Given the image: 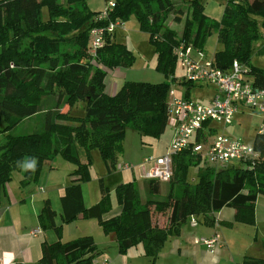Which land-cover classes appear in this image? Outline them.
<instances>
[{"label": "trees", "instance_id": "16d2710c", "mask_svg": "<svg viewBox=\"0 0 264 264\" xmlns=\"http://www.w3.org/2000/svg\"><path fill=\"white\" fill-rule=\"evenodd\" d=\"M111 1V12L98 19L101 11H90L85 0H0V193L12 173L21 171L16 162L25 156L37 157L38 169L43 161L55 156L75 166L69 173L70 183L59 198L61 224L56 226V215L48 200L37 216L39 228L56 235L54 242L41 244L38 264H93L98 254L91 237L60 241L62 226L75 222L79 216L96 219L104 234L113 235L120 254L142 244L145 256L155 263L165 244L180 235L189 218L213 227L214 214L230 208L235 211L233 222L222 226H254L256 200L264 196V133L255 132L250 143L258 154L257 160L205 167L191 147L206 146L222 133L221 125L209 122L195 132L190 148L173 157L172 178L167 182L164 201L150 198L161 194L162 182L144 180L145 201L140 200L133 182L120 183L113 192L119 213L104 219L112 205L100 178L99 201L89 208L84 206L81 184L89 178L90 152L97 150L109 171L122 152L127 128L140 136L159 139L170 118V86L166 82H123L113 94L105 92L107 71L129 68L135 57L124 42L116 39L115 30L104 35L102 46L95 56H90L89 32L93 28H106L116 20L123 25L130 18L135 19L155 49V70L173 82L177 63L173 49L184 43L201 52L204 39L215 33L221 47L211 59L213 66L227 72L236 61L247 67L246 79L253 86L264 88V68L251 63L253 44L264 40V0H227L220 22L210 21L202 14L199 0H188L179 38L166 22L170 13H182L172 0ZM174 21L180 23V16H174ZM62 45L70 46L72 53H60ZM257 51L264 54V45ZM183 84L187 86V99L188 89L194 85ZM54 92L59 93L57 100L63 95L67 111H55L49 118L43 103L45 96L56 95ZM75 107L80 112L73 113ZM43 112L41 132L10 134L14 127ZM78 148L85 154L84 163L79 160ZM190 168L196 170L193 182L187 179ZM38 169L34 174L24 173L28 181L36 178ZM27 180L22 184L29 183ZM151 207L157 213L169 210L164 228L152 224ZM237 264H264V259L244 257Z\"/></svg>", "mask_w": 264, "mask_h": 264}, {"label": "rangeland", "instance_id": "374dc122", "mask_svg": "<svg viewBox=\"0 0 264 264\" xmlns=\"http://www.w3.org/2000/svg\"><path fill=\"white\" fill-rule=\"evenodd\" d=\"M187 1L188 0H178L177 4L178 6H180V9L178 10H181L182 13L176 14L172 12L169 14V18L166 21L168 23V28L173 31L176 34V37L178 38L181 37L183 31V19L187 11ZM199 1L203 5V15H205L210 21H221L227 0ZM85 2L90 11L97 13L98 11L100 12L104 9L106 1L85 0ZM176 15L180 16V23H176L174 21V16ZM115 34L116 39L121 42H124L126 46L129 44L128 47L131 50L133 56L135 57V62L129 68H120L121 73L119 77L115 79L110 78V74L111 72H113V70L107 71V76L105 79L106 91H108L109 87L113 88L114 85H122L123 82H148L152 84L166 82L170 86L169 89H171L175 93V96H178V93L180 92H182V95L184 96L185 94H187L186 85L173 82L172 80H170V77L164 78L162 74L155 70V49L152 44L149 43L148 35L142 33L138 29V25L135 19L130 18L126 22V24L117 27L115 29ZM262 45H264V40H260L259 42L253 44L254 52L251 55L252 65L259 68H264V54L257 53V50ZM220 47L221 46L217 41L216 34L213 33L204 39L203 49L201 50L199 55L201 57H205V60L212 59L214 53L218 51ZM59 50L60 53H72V49L70 46L62 45L60 46ZM245 68L247 67L245 66ZM182 74V70L177 62L174 71L176 79H180L182 77ZM188 90V93H190L192 99H197L198 103L203 104L207 101L208 97L206 94V90H209V88L190 87ZM54 94L56 95L45 96V101L43 103L44 111H49V118L52 117V114L55 111L59 112V114H63V112L67 111V106L63 104V95H61V97H59V99L57 100L56 97H58L57 95H59V93L54 92ZM73 110V113H78V111L80 112V108L75 107ZM44 116L45 113L43 112L40 115L23 121L22 123L14 127L10 131V134L13 136H19L41 132L44 129ZM257 131L259 133H264V125H262V114L259 113L257 110L246 109L242 105H238V112L234 116L233 123L227 128L229 136L234 139H238L245 144H250L255 132ZM210 139L211 138L208 137V141ZM170 140L171 134L169 133V129L165 130L164 134L159 139H153L149 137L140 136L137 132L131 130L130 128H127L122 143V152L117 155V163L111 169H109V171L106 168L105 164L102 162L97 150H92L90 152V164L88 167L89 178L86 182L81 184L86 208H89L90 206H93L95 204V198H93L92 195L96 191H98V197L100 198V178H102L103 180V187L109 191L110 201L112 205V209L108 211L107 214L103 215L105 219L107 217H113L116 213H119V208L114 203L113 192L115 187L120 183L133 182L138 190L140 200L145 201L147 197L146 191L143 186L146 182L143 180V172H141L140 170L142 161L146 157H159L165 155L169 151L168 145L170 143ZM78 156L79 160L84 163L85 154L82 149L78 148ZM123 164L133 166L134 170H122L121 166ZM74 169V165L64 161L60 156H55L52 159L45 160L41 163L38 169V174L34 180L31 178V180L29 179L30 181H28L24 173H22L21 171H14L11 175V179L9 182H18L19 178L17 174H20L21 180L20 182H18V184L21 189H23V192L27 190L28 187H30L35 191V194L44 195V193H48V195L52 199L53 209L55 211H58L57 208L60 203L58 197L59 192L57 190L63 188V183H65V180H68L69 173H71ZM195 177V168H190L188 171L187 179L190 182H193ZM25 179L29 183L23 185L22 181ZM168 183H160L161 194L155 198H150H152L154 201H164L168 193ZM258 198H261L260 205L264 206V196ZM150 210L151 221L154 226L159 227V224L156 223L160 222L162 223V226L167 225V220L170 213L169 210H166L161 213L154 212L152 207L150 208ZM231 210L232 209L227 208L224 209V212H222L223 215L221 217H226L228 212ZM158 216H160L159 218H162V220H160L159 218H154ZM199 225L200 224L196 223V221L192 222V220H187V222H185L184 225L181 227V230L189 226L195 227ZM201 227L207 229L211 228L205 226ZM199 228L200 227H197L194 234L192 229H185L186 231L183 232V238L187 246L191 247L192 239L193 243H195V240L199 238H210L207 232H203ZM53 234L55 235L54 232ZM214 235H217L219 237V243L220 241H223L225 239L228 242V245L225 247L221 256V264H228L227 257L228 251L230 249V240H233L234 243L237 242V245L234 246V248L230 251V254L234 257V263H238L237 261L240 262L244 257H260V259H264L262 258L264 257V250H258L259 248L264 247V224H259L256 226L236 224L233 228L223 226L219 227L217 233ZM83 236L91 237L94 241L96 249H98L99 253L101 254L99 258H97L96 260L94 259V264L102 263L105 260H107L108 264H194V261L192 259H186L180 254L175 253L172 255V253L169 251L170 242H167L165 244V247L158 254L155 263H153L151 259L145 256L142 244L132 246L127 249L126 252L120 254L118 252L116 242H114L113 238L111 239V237L113 236L110 235L111 237H109V235L104 234L102 230L98 227L96 219H79L73 225H64L60 234V241L64 243ZM253 236L256 238L254 239ZM257 239L261 241H258ZM246 244H248L249 246L253 245L258 248L255 249L258 254H253V249L248 250V245ZM197 245L203 247L200 244ZM184 247L185 246H183V248ZM214 256L217 258L219 257L218 248L216 249V253Z\"/></svg>", "mask_w": 264, "mask_h": 264}, {"label": "built area", "instance_id": "2783aa9c", "mask_svg": "<svg viewBox=\"0 0 264 264\" xmlns=\"http://www.w3.org/2000/svg\"><path fill=\"white\" fill-rule=\"evenodd\" d=\"M104 9L98 19H104L114 7L113 1L105 2ZM122 23L115 21L106 28H93L89 32L88 54L95 56L97 49L103 44L105 34H112ZM181 70L182 81L193 85L207 84L216 89V95L208 104H199L187 99L177 98L172 90L168 92L170 124L172 128L168 152L159 157L143 159L140 170L143 180H155L167 183L172 178V159L185 149L190 148V139L196 131L201 130L205 123H216L222 126V133L217 135L210 144H197L191 147L194 154H199L205 167H222L230 162L257 160L258 154L250 144L230 137L227 128L233 123L238 105L246 109L257 110L264 114V88H257L246 79V69L233 61L229 71L216 69L211 59H196L193 48L180 43L173 49ZM261 133V132H260ZM122 170H134L128 164ZM195 220H192V222ZM193 224V223H192ZM191 224V225H192ZM194 225V224H193ZM39 233V231L33 234ZM196 244L202 245L209 253H215L219 247V237L199 238ZM101 264H108L103 261Z\"/></svg>", "mask_w": 264, "mask_h": 264}, {"label": "crops", "instance_id": "0c3cea01", "mask_svg": "<svg viewBox=\"0 0 264 264\" xmlns=\"http://www.w3.org/2000/svg\"><path fill=\"white\" fill-rule=\"evenodd\" d=\"M177 2L178 0H172V3L176 7H178ZM128 45H127V48L129 49ZM199 53L200 51L193 49L194 58L205 59V57H201ZM120 73H121L120 68L114 69L113 72H111L110 74V78L111 79L118 78ZM174 78L176 79L175 75H174ZM180 81H181L180 84L184 83L182 81V77L180 79H176V81L174 82L179 83ZM116 86L117 85H114L113 88L109 87L108 91H106V86H105V92L107 94H113ZM193 87L209 88V90H206L208 99L203 104H208L216 94V89L211 85L202 84V85H194ZM170 90L171 89H169V91ZM178 94L179 95L176 97L180 99H186L185 96L182 95V92ZM188 95L189 96L187 99L198 103L197 99L195 100L192 99V97L190 96V93H188ZM168 100H169V97H168ZM167 123H168L167 129H169V133H171L172 128L170 124V118ZM227 134L229 135L228 132ZM17 175L19 178L18 182H20L21 175L20 174H17ZM70 180L71 178H68V180H65V183H63V188L57 190L59 192L58 193L59 195L57 194L59 198L62 194L63 189L69 185ZM18 182L7 183L4 186L3 191L0 193V264H16V263L38 264V261L41 256V244L43 242L52 243L56 239L52 231H42L39 228L37 216L40 213L44 205V202L46 200L49 201V204L52 209H53L52 207L53 203L48 193H46L47 195L45 193L44 195H38V194H35V191L30 187H28V189L23 192V189H21ZM81 190H82V195H83V203H84V206L86 207L82 186H81ZM92 197L95 198V204H96V202H98V200L100 199L98 197V191H96L92 195ZM260 199L261 198H257L256 204H255V225L254 226L259 225V224H264V206L260 205V201H261ZM224 209L226 208H223L219 212L214 214V217H215L214 226L215 227L213 226L210 229H207V228L201 227L203 225H199L195 227L189 226L187 228H183L180 231V235L177 238L172 239L169 243L170 245L169 251L172 253V255L175 253L180 254L182 255V257L186 259H192L194 261V264H221V261H222L221 256L223 254L225 247L228 245V242L226 239L223 241H220L219 243V247H218L219 257L217 258L214 256L216 252L209 253L204 247H201L193 243V239L191 241V247L187 246L183 238V232L186 231L185 229H192L193 234H194L197 227H200L199 229L203 232H207L209 234L208 236L210 237L213 236L214 234L217 233V230L219 227H223L222 226L223 223L233 222L235 211L232 209L231 211L228 212L226 217H221L223 215L222 212H224L223 211ZM227 209H230V208H227ZM57 210L58 211L54 210L55 215H56L54 221H55L56 226H59L61 224L60 223V212H61L60 205H58ZM115 215H117V213ZM159 217L160 216L154 217V218H159ZM107 218H110V217H107ZM79 219H82L81 216H79L76 221H78ZM160 220H162V218ZM189 220H194V219L189 218ZM75 222L71 223L70 225H73ZM156 224H159V227H165L161 225L162 224L161 222L156 223ZM234 225L236 224H233L231 228H233ZM63 227L64 225L62 226V229ZM36 231H39V233L33 234ZM110 235L111 234H109V237H111ZM112 238L114 239V237H111V239ZM253 238L255 239L256 237L253 236ZM258 241H261V240H258ZM114 242H115V239H114ZM229 245H230V249L228 251L227 263L237 264V263H234L235 262L234 257L230 254V251L234 248V246L237 245V242L234 243L233 240H230ZM183 246L185 247L183 248ZM251 249H253V254L254 253L258 254V252L255 251V249H258V248H256L253 245L251 246L248 245V250H251ZM260 249L264 250V247H261L258 250ZM97 254L98 255H96L95 260L99 258L101 255L98 249H97ZM95 260L93 261V264L95 263ZM237 262L239 263V261ZM114 264H119V263H114Z\"/></svg>", "mask_w": 264, "mask_h": 264}, {"label": "clouds", "instance_id": "9594fccd", "mask_svg": "<svg viewBox=\"0 0 264 264\" xmlns=\"http://www.w3.org/2000/svg\"><path fill=\"white\" fill-rule=\"evenodd\" d=\"M39 161L35 156H25L22 160L16 162V167L21 170L22 173L34 174L38 169Z\"/></svg>", "mask_w": 264, "mask_h": 264}]
</instances>
